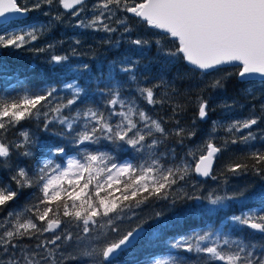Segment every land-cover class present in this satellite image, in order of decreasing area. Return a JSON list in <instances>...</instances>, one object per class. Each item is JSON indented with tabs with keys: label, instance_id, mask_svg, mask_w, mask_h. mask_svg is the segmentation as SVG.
<instances>
[{
	"label": "trees",
	"instance_id": "1",
	"mask_svg": "<svg viewBox=\"0 0 264 264\" xmlns=\"http://www.w3.org/2000/svg\"><path fill=\"white\" fill-rule=\"evenodd\" d=\"M18 2L31 10L25 16L0 24V34L33 32L37 39L26 37L28 42L20 48H0V99L11 102L26 94H46L55 88L53 96L44 102L46 106L41 109L42 112L49 113L48 120H51L55 114L50 109L58 104H66L67 100L72 98V90L65 85L73 83L84 91L76 104L63 109V115L75 116L77 111L87 107L99 109L107 115L111 108L107 104L110 98L108 93L118 86L121 98L126 101L135 100L139 108L153 119L162 122L168 136L161 137L163 142L155 149L161 163L165 167L173 168L189 165L184 179L178 180L167 190V199L150 196L139 207L131 209L136 211L143 208L144 211L149 210L152 216L145 215L142 225L148 229L136 243L121 251L115 264H150L154 256L167 253L187 258L189 264H198L206 258L204 254L188 253L183 248H174L173 244L180 237L199 232L204 234L207 231L213 232L214 235L218 233L221 243L227 238L230 243L255 245L251 250L259 254L264 248V233L240 225L234 222L232 217L246 216L249 210L255 218L253 220L258 221L259 217L264 216V164H258L251 155L254 152H264V79L241 78L237 74L238 66L233 64L223 65L219 70H213L207 75L202 74L186 61L166 55L169 50L175 51L178 45L174 38L150 28L133 14L122 11L115 5H110L109 10L95 8L94 5L100 4L101 0H87L79 15H71L72 11L63 9L58 0H53L51 5L41 3L38 9H34L33 5L40 0ZM101 12L104 13L101 19L115 31L106 32L101 25L81 26V21L88 24ZM125 17L130 31H125L124 24L117 23V20ZM136 39L147 40L149 43L135 45L132 41ZM158 40L159 45L156 43ZM53 55L66 56L67 60L56 63L51 59ZM129 63L133 66V72L121 71L122 67L128 66ZM132 75L135 76L134 80ZM216 79L223 81V88L208 87ZM156 84H161V87L154 88L155 98L162 102L149 105L140 96L138 89L153 87ZM198 97L209 101L208 116L203 120L198 116ZM116 110L119 111V106H116ZM117 119L119 118L113 117V121ZM249 119H256L257 124L250 129L228 131L234 122ZM46 122L43 116L39 119L33 117L0 130V140L8 145L10 150L9 157H0V182H11V176L19 168H24L34 181L32 187L20 189L17 199L0 210V235L12 228L15 213H23L22 219H26L32 216L26 209L39 204L42 193L35 180L39 168L43 167V160L52 153L50 146L64 147L68 152L77 154L82 161L84 152L81 147L92 152H106L114 162L128 161L139 165L148 159L147 152L137 153L126 145L118 146L110 141L102 140L99 145L85 143L77 146L73 140L74 133L68 134L65 126L53 121L45 129ZM83 124L84 120L81 119L78 127L82 128ZM181 128L184 129V134L176 135V130ZM62 131L64 135L59 134ZM23 132L28 133L31 142L17 148L15 145L24 143ZM189 132H195V135L190 136ZM249 132L255 139L242 141L241 137ZM155 135L160 137L159 133ZM232 140H236V143H232ZM209 142H214L221 151L219 156L217 154L212 176L202 179L196 175L194 169ZM25 150L30 151L31 155H22ZM65 153L52 157L57 165L64 163L62 156ZM237 164L246 167L235 172L229 170ZM187 181L191 183L188 185ZM194 181L202 183L203 188L205 183L218 182L220 190L217 193L218 197L224 198L222 203L210 204L204 198V190L195 189ZM234 182L245 187L246 198L239 199L230 192ZM11 186L16 187L14 182H11ZM119 187L113 185V188ZM175 194L177 195L174 196ZM101 195L105 193L102 191ZM114 195L119 196L120 192L115 191ZM52 207L55 209V203ZM165 209L170 211L165 222L153 216L163 213ZM9 212L14 215L9 216ZM62 212L61 209L63 225H72L69 227L72 229L64 230V235L56 245L36 247L37 244L53 238L52 232H44L32 238L24 237L14 241L17 247L9 246L7 251L0 246V258L6 260L5 264L13 257L22 263L25 252L30 256L36 252L38 255L34 258L42 264V257L47 256L48 250H53L55 264H92V258L80 253L75 259L60 258L72 248V243L82 233V224L77 227L76 222L63 217ZM36 223L41 225L40 221ZM68 232L72 234L71 240L64 239ZM23 242L24 246L21 245ZM235 249V243L231 249L226 247V250ZM213 264L222 262L216 261Z\"/></svg>",
	"mask_w": 264,
	"mask_h": 264
},
{
	"label": "snow or ice",
	"instance_id": "2",
	"mask_svg": "<svg viewBox=\"0 0 264 264\" xmlns=\"http://www.w3.org/2000/svg\"><path fill=\"white\" fill-rule=\"evenodd\" d=\"M58 2L66 10L75 9L72 12L73 15H79L86 6V0H58ZM41 3L51 5L53 0H40L33 5V8H40ZM110 5L133 14L150 28L160 30L174 38L178 45L175 51L169 50L166 55L186 61L202 74L207 75L213 70H219L223 65L233 64L238 66L237 74L241 78L251 74L264 76V0H101V3L94 7L109 10ZM30 10L26 5L21 6L18 0H0V18H3L0 19V24H5L14 18L8 16L9 13L24 14ZM103 15L104 13L101 12L88 24L81 21V26L101 25L106 32L115 31L104 23L101 19ZM126 21L127 17L117 20V23L124 24L125 31H130ZM26 37L31 40L37 39L33 32L0 34V48H20L28 42ZM132 43L145 45L149 41L136 39ZM156 43L159 45L160 41ZM51 59L61 63L67 60V57L53 55ZM121 71L132 73V64L122 67ZM131 78L134 80L135 76L132 75ZM161 84L139 88L140 96L149 105L161 103L162 101L155 98L154 92V88L161 87ZM65 87L72 90V98L68 99L66 104H58L50 109L55 114L51 120H48L49 113L42 112L41 109L46 106L44 102L49 101V97L53 96L55 88L47 91L46 94H26L19 100L11 102L0 99V130L6 129L9 125L19 124L25 119L33 117L39 119L43 116L47 121L44 125L45 129L48 128V124L58 121L65 126L68 134L74 133L75 143L99 145L102 140L110 141L118 146L126 145L137 153L147 152L148 159L139 165L131 162L118 164L113 162L112 157L106 152H92L85 149L83 162L79 159H69L67 167L61 168L60 165L52 167L53 161L46 160L43 167L39 168L35 180V183L40 185L42 193L39 204L26 209L32 213V216L26 219H22L23 213H15L12 228L0 235V246L7 251L9 246L17 247L14 243L16 240L24 237L32 238L44 232L55 233L63 223L62 209L63 217L75 221L77 227L82 224L84 235L76 237L79 242L85 244L81 254L92 258V264H115L119 252L132 244L143 231L141 224L121 233L115 221L122 219L126 209L139 207L150 196L167 199V190L178 180L184 179L189 165L184 164L182 167L178 165L173 168L165 167L161 163L155 149L163 142L161 137L168 136L162 122L153 119L139 108L135 100L126 101L121 98L118 86L108 93L110 98L107 104L111 108L107 115L99 109L87 107L77 111L75 116L63 115V109L76 104L84 90L73 83L66 84ZM208 87L223 88L224 83L221 79H216ZM197 99L198 116L203 120L208 116L209 101L203 97ZM116 106H119V111L116 110ZM113 117L119 119L113 121ZM81 119L84 120L82 129L78 127ZM256 124V119L236 121L228 128V131L250 129ZM156 133H159L160 137H157ZM59 134L65 133L62 131ZM183 134L184 129L176 130V135ZM188 135L194 136L195 132H189ZM22 136L24 143L15 145L17 148L31 142L27 132H23ZM241 139L247 142L255 137L249 132ZM232 143H236V140H232ZM220 151L221 149L213 143H207L206 154L200 155L195 165V172L202 176H209L213 159ZM50 152L63 153L64 148L50 146ZM9 155V146L0 142V157L7 158ZM22 155L29 156L31 152L25 150ZM251 155L258 164H264V152H254ZM242 167L246 165L237 164L229 170L235 172ZM10 179L15 183V188L11 186V182H0V210L17 199L20 189L32 187L34 183L24 168L15 171ZM81 181H83L82 184ZM65 183L68 187H65ZM113 185L120 187L113 188ZM102 191L105 193L103 196ZM115 191H119L120 195L115 196ZM223 199L222 197L209 198V203L219 205ZM53 203H55V209L52 207ZM50 213H52L51 216ZM8 215L13 216L14 213L9 212ZM156 215L159 216L160 213ZM232 220L264 233V216L259 217L258 221L250 216H233ZM36 221H40L41 225H38ZM110 233H117V237L109 239ZM72 238L70 232L64 236L66 240ZM59 240L61 235H55L54 238L37 244L36 247L44 248L46 244L56 245ZM99 241H103V244L97 243ZM233 243L236 245L235 250L225 249L224 245L231 249ZM173 247L183 248L188 253L204 254L206 258L200 260L198 264H213L216 261L222 264H264V248L259 254H255L251 250L255 248V245H245L241 242L230 243L227 238L221 243L220 235L218 233L214 235L211 231L180 237ZM36 255H38L36 252H33L31 256L25 252L22 258L23 264H40V261L34 258ZM48 257H52V264H55L53 250H48L47 257L42 258ZM8 264H21V261L13 257L9 259ZM151 264H189V261L184 257L170 256L167 259H153Z\"/></svg>",
	"mask_w": 264,
	"mask_h": 264
},
{
	"label": "rangeland",
	"instance_id": "3",
	"mask_svg": "<svg viewBox=\"0 0 264 264\" xmlns=\"http://www.w3.org/2000/svg\"><path fill=\"white\" fill-rule=\"evenodd\" d=\"M72 12L75 11V9L71 10ZM82 11L79 12V14L81 13ZM22 15H27V13H24ZM71 15H73L71 13ZM17 16V15H16ZM17 18V17H15ZM93 20V19H92ZM82 129V128H81ZM77 146H82L78 143H76ZM64 148V147H63ZM83 152L85 150L84 147H81L80 148ZM64 151L66 152L65 155L62 156L63 158V161L64 163L60 164L61 168L63 167H67V162L69 159H79V156L75 153H71V152H68L65 148H64ZM91 151V150H90ZM206 151V148L204 149V151L202 153H205ZM103 152V151H101ZM58 154V153H54L52 152L51 155L49 157H47L46 159L43 160V163L46 161V160H49L51 159L53 161V164H52V167H55V165H57V163L54 161V159L52 157H55V155ZM218 156H219V153H218ZM81 162H83L81 160ZM114 162V161H113ZM125 162H128V161H124V162H115V163H118V164H122V163H125ZM83 183V181H81V184ZM191 183V181H187V184L189 185ZM195 183V189H200V190H204V198L209 202V198H216L218 197V191L220 190V184L218 182H211V183H205V187L203 188L202 187V183H198V181H194ZM65 187H68L67 183H65ZM230 192L234 195H237V197L239 199H244L246 198V189L245 187L240 183L238 182H234L232 183L231 185V188H230ZM177 194H175L174 196H176ZM176 198V197H175ZM174 198V199H175ZM132 209V208H131ZM129 210V209H126L125 212L122 214V219L120 220H116L115 221V225L120 229L121 233L127 231V230H130L132 228H135V226L137 225H141V224H144L143 221H144V218L146 217L145 215H149V216H152V213L149 211V210H146L144 211V209L142 208H138L135 210ZM170 214V211L169 210H164L163 213H161L159 216L157 215H153L157 220L161 221V222H165L167 216ZM246 216H250L252 219H255L252 215V212L249 210L247 212V215ZM67 227V228H65ZM69 227H72V225H69ZM68 226H66L65 224L63 225V223L61 224V227L59 229H57L55 231V233L52 234V237L54 238L55 235H64L63 232L64 230H71L72 228H69ZM75 231V229H73ZM200 233V232H199ZM95 234V230L93 231V235ZM83 232L80 234V236H83ZM117 237V233H110L109 235V239H114ZM99 244H103V241H99L97 242ZM22 246H24V242L21 244ZM85 247V244L79 242L77 239L72 243V248L67 251L64 255H62L60 258L62 260H70L72 259V257H76L79 253L81 254L83 249ZM225 249L226 247H228L227 245H224ZM46 248V247H45ZM29 251H30V247L27 248ZM2 254V253H0ZM2 256V255H0ZM4 256H9V254H4ZM170 256H173L171 253H167V254H163L161 256L157 255V256H154L153 259H167L169 258ZM47 257V256H46ZM52 257H48L47 259H43L42 261V264H52ZM18 260V259H17ZM6 260L4 258H0V264H5ZM23 264V262L21 263ZM151 264V263H150Z\"/></svg>",
	"mask_w": 264,
	"mask_h": 264
},
{
	"label": "water",
	"instance_id": "4",
	"mask_svg": "<svg viewBox=\"0 0 264 264\" xmlns=\"http://www.w3.org/2000/svg\"><path fill=\"white\" fill-rule=\"evenodd\" d=\"M87 1V0H86ZM63 8V7H62ZM64 9V8H63ZM66 10V9H65ZM8 16H11V17H20V16H23L22 14H12V13H9V14H7ZM17 15V16H16ZM0 19H3V18H0ZM11 20V19H10ZM9 21V20H8ZM247 78H255V79H264V76H261L260 74H251L250 76H246ZM0 142H2L1 140H0ZM215 146H217L214 142H212ZM218 147V146H217ZM65 153V151L63 152V153H61V154H64ZM219 153V152H218ZM217 153V154H218ZM203 154H206V151H205V153H203ZM217 154H216V156L214 157V159H213V162H212V167H211V171H210V175L209 176H202V175H200V174H198L197 172H195L196 173V175L198 176V177H200V178H202V179H205V178H208V177H211L212 176V174H213V171H214V167H215V164H216V160H217ZM199 161V158H198V160H197V162ZM196 162V163H197ZM196 165V164H195ZM143 226V231L140 233V235L133 241V243L132 244H130L127 248H129V247H131L134 243H136L139 239H140V237L142 236V234L148 229L147 228V226H145V225H142ZM137 227V226H136ZM126 248V249H127ZM121 252H119V254H120ZM118 254V255H119Z\"/></svg>",
	"mask_w": 264,
	"mask_h": 264
}]
</instances>
